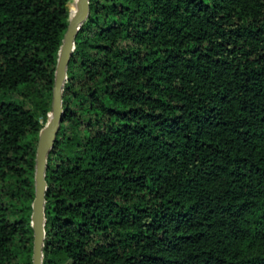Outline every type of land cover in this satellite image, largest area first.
I'll use <instances>...</instances> for the list:
<instances>
[{
    "label": "trees",
    "instance_id": "1",
    "mask_svg": "<svg viewBox=\"0 0 264 264\" xmlns=\"http://www.w3.org/2000/svg\"><path fill=\"white\" fill-rule=\"evenodd\" d=\"M77 1L0 0V264H32L41 116ZM90 7L43 264H264V0Z\"/></svg>",
    "mask_w": 264,
    "mask_h": 264
},
{
    "label": "water",
    "instance_id": "2",
    "mask_svg": "<svg viewBox=\"0 0 264 264\" xmlns=\"http://www.w3.org/2000/svg\"><path fill=\"white\" fill-rule=\"evenodd\" d=\"M90 11V0H80L79 11L75 16H69V24L63 38L56 65L52 109L49 112L48 122L40 131L34 172L35 197L32 202L31 216L34 236L32 264H43L44 262L48 158L55 146L65 111L63 106L64 87L68 78L70 60L75 50L76 37L82 24L89 17Z\"/></svg>",
    "mask_w": 264,
    "mask_h": 264
},
{
    "label": "bare ground",
    "instance_id": "3",
    "mask_svg": "<svg viewBox=\"0 0 264 264\" xmlns=\"http://www.w3.org/2000/svg\"><path fill=\"white\" fill-rule=\"evenodd\" d=\"M79 4H80V0H78L77 3H76V6H75L76 10L74 11L72 17L75 16V14L79 11Z\"/></svg>",
    "mask_w": 264,
    "mask_h": 264
},
{
    "label": "rangeland",
    "instance_id": "4",
    "mask_svg": "<svg viewBox=\"0 0 264 264\" xmlns=\"http://www.w3.org/2000/svg\"><path fill=\"white\" fill-rule=\"evenodd\" d=\"M70 7V6H69ZM48 119H49V114H48V116L46 117V116H41V121L44 123V124H46L47 122H48Z\"/></svg>",
    "mask_w": 264,
    "mask_h": 264
}]
</instances>
